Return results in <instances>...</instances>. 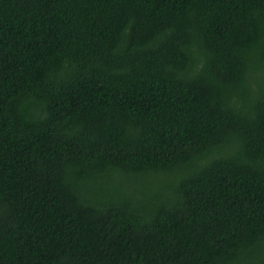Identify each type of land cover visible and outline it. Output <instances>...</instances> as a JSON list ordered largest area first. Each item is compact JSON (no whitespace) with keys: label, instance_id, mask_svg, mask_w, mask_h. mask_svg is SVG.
<instances>
[{"label":"trees","instance_id":"obj_1","mask_svg":"<svg viewBox=\"0 0 264 264\" xmlns=\"http://www.w3.org/2000/svg\"><path fill=\"white\" fill-rule=\"evenodd\" d=\"M0 264H264V0H0Z\"/></svg>","mask_w":264,"mask_h":264},{"label":"rangeland","instance_id":"obj_2","mask_svg":"<svg viewBox=\"0 0 264 264\" xmlns=\"http://www.w3.org/2000/svg\"><path fill=\"white\" fill-rule=\"evenodd\" d=\"M225 146L227 147V150H225L224 152L212 153L208 157V159L206 161H201L197 166L202 167L203 165H206L207 162H210V161H213L215 159H219V158L226 157L228 155L233 154L234 153L233 150L236 148L237 144H236L235 141L231 140ZM182 171L183 172L179 173V175H181L183 173H186V174L187 173H191L192 172V169L188 165H186L185 167L182 168ZM166 177L167 176H162L161 177V180H163V181L166 182V180H167ZM169 180L172 181V182L174 181V183L176 182V178L174 176H171ZM172 182H170V183H172Z\"/></svg>","mask_w":264,"mask_h":264}]
</instances>
